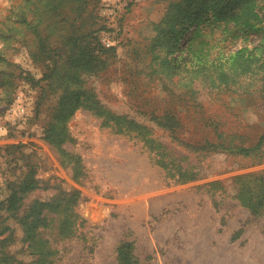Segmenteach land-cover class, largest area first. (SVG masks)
Here are the masks:
<instances>
[{"label": "rangeland", "instance_id": "374dc122", "mask_svg": "<svg viewBox=\"0 0 264 264\" xmlns=\"http://www.w3.org/2000/svg\"><path fill=\"white\" fill-rule=\"evenodd\" d=\"M119 6L112 17L102 0H0V238L26 264L38 245L44 264H119L123 241L139 264H264V204L244 201L235 180L264 171V158L196 151L139 109L170 108L191 131L210 117L259 142L264 0ZM72 90L147 125L157 142L118 133L90 109L62 113ZM157 143L204 175L167 180ZM38 201L56 207L43 225ZM22 221L38 224L35 242Z\"/></svg>", "mask_w": 264, "mask_h": 264}, {"label": "trees", "instance_id": "16d2710c", "mask_svg": "<svg viewBox=\"0 0 264 264\" xmlns=\"http://www.w3.org/2000/svg\"><path fill=\"white\" fill-rule=\"evenodd\" d=\"M105 45V44H104ZM73 96V98L71 97ZM85 96V97H83ZM71 104L67 106L62 102L61 112L72 113L78 108H86L93 111L98 117L103 119V122L107 126H111L118 133L127 132H138L137 134L142 136L146 140V144H155L157 140L151 135L153 130L147 125L141 124L139 122L129 119L127 116L116 114L106 106H104L98 98L93 95H89V92L81 91H70L69 95L63 97V100L70 99ZM143 105H148L144 103ZM139 106L141 113L146 115H152L156 120L157 124L164 128L168 133L169 137L173 140H177L181 144L190 147L196 151H214V152H229L236 155H245L257 158L259 156L261 159L264 158V134L261 136V140L258 142H252L249 138L244 135H238V133L227 134L223 130V126L217 123L214 119L208 117V124H203L200 128L199 125H194L192 131L187 127L186 120H182L177 116L174 110L170 108L165 109H149L145 106ZM205 116V115H204ZM212 127V128H211ZM204 129L207 131H204ZM204 132L205 135L202 138H194L199 132ZM209 131V132H208ZM191 134L192 136L186 137L185 134ZM213 136L215 137H211ZM54 142V141H52ZM156 149L155 155L153 157L155 163L160 167V169L165 174V178L173 183H184L187 181H193L200 176V171H192L188 167H184L178 164L176 159V154L170 149L168 143H157L154 147ZM263 150V151H262ZM264 160L258 162V164H263ZM238 183V188L243 193V199L250 205H260L264 204V171L257 174H246L235 178ZM254 184L256 188H252L251 184ZM80 197V192H77L73 197ZM242 196V195H241ZM17 199L10 198L8 200V205L10 210L16 209ZM35 215L38 220L34 222L45 224L48 215L56 209L55 203L51 202H37L34 208ZM44 214V216H43ZM24 221V220H23ZM22 221V225L25 232V240L35 242L37 240L38 234L35 232L38 224L31 225ZM33 224V225H32ZM10 237L6 239L0 238V264H26L22 260L17 258V253H11L7 248L10 247ZM32 245H30V248ZM35 247V245H34ZM41 247L42 249H36L32 253L37 257L31 264H44V245H38L36 248ZM117 259L119 264H139L138 259L133 253V243L123 241L117 247ZM48 256V255H47Z\"/></svg>", "mask_w": 264, "mask_h": 264}, {"label": "built area", "instance_id": "2783aa9c", "mask_svg": "<svg viewBox=\"0 0 264 264\" xmlns=\"http://www.w3.org/2000/svg\"><path fill=\"white\" fill-rule=\"evenodd\" d=\"M120 0H102L103 7L108 12V14L112 17L115 16L117 9L119 6ZM3 129V127L0 126V131Z\"/></svg>", "mask_w": 264, "mask_h": 264}]
</instances>
